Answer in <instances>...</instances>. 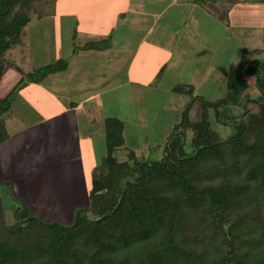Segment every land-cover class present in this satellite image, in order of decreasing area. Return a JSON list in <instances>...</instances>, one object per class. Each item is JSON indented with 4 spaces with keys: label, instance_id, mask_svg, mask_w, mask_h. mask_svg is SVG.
Masks as SVG:
<instances>
[{
    "label": "trees",
    "instance_id": "16d2710c",
    "mask_svg": "<svg viewBox=\"0 0 264 264\" xmlns=\"http://www.w3.org/2000/svg\"><path fill=\"white\" fill-rule=\"evenodd\" d=\"M39 2L0 0V79L6 53L20 43L31 15L41 14ZM106 44L86 42L73 53ZM66 68L60 58L20 73L0 97V141L20 89ZM224 86L223 95L208 100L192 84H174L189 102L158 158L128 150L118 159L124 122L106 116L102 165L92 171L87 204L69 223L46 222L15 198L8 222L0 197V264H264V61L229 65ZM196 101L200 115L191 120ZM210 111L229 134L212 128Z\"/></svg>",
    "mask_w": 264,
    "mask_h": 264
},
{
    "label": "crops",
    "instance_id": "0c3cea01",
    "mask_svg": "<svg viewBox=\"0 0 264 264\" xmlns=\"http://www.w3.org/2000/svg\"><path fill=\"white\" fill-rule=\"evenodd\" d=\"M57 1L59 0H55V3ZM60 2H62L60 12L57 15L50 14V17H60L62 20L49 26L52 35L56 37L49 39L53 45L49 58L37 56L39 44L36 42L37 37L32 36L36 24L48 14L36 18L35 23L32 21L33 18L29 21L23 29L20 43L14 50L21 46L24 34H28L31 41L29 46L34 50L33 53H29L31 57L36 56L43 60L51 58L49 63L60 58L66 59L67 68L64 71L48 74L43 79L50 80L52 84L62 82L65 74L75 64L78 65V72L75 71L77 74L79 72L85 74L87 68L83 63L89 64L91 60L96 64L99 62L98 64L107 67V70L99 72L100 77L96 79L94 86L79 84L80 86L67 87L69 95L76 92L75 94L81 97L77 98L80 99L78 101L70 96H60L57 90L59 95L53 89H42L39 84L43 80L40 83H29L20 90L6 114L7 136L0 141V157L11 152L13 133L26 128L35 129L37 139L40 137L38 130L41 128L43 135H47L49 140L56 143L63 161L71 156L74 140L77 146L75 154L77 159L98 154L104 157L106 153L104 130L102 137L79 134L78 115L85 114L82 98L88 99L93 105L101 96V89L117 80L111 77L124 72V84L135 83L147 91H153L159 90L163 78L167 76L174 79V83L180 81L192 84L196 93L206 82L223 84L227 68L245 58V55L242 56L245 51L257 55H261L258 51H264V45L258 44L261 38L257 37L260 33L255 30L261 27L264 31V0H152L153 8H150L149 0H60ZM171 6L181 7L177 14L172 15L177 26L160 23L164 13ZM58 26L62 28L61 38L57 34ZM253 33H256V39ZM101 39L107 42L104 49L79 48L73 53L74 47ZM247 40L251 41L248 46ZM231 49L237 53V58L233 61L229 60L228 55ZM217 56L223 70L216 68L213 63ZM86 58L88 60H85ZM179 69L182 70V75L188 74L187 78L181 77ZM159 70L162 72L157 79ZM14 72L17 75L8 74H12L16 82L20 73L16 70ZM5 74L7 73L4 72L2 78ZM144 74L148 75L147 78L143 77ZM70 76L72 74H68V77ZM173 86L172 84L169 88L171 92ZM39 93H42L43 97L40 106L31 104L28 98L31 100L33 95ZM177 122H173L169 129L171 130ZM79 128L84 130L82 129L84 125H79ZM75 131L77 136L74 134ZM94 139H102L103 151L90 147L92 143L94 145ZM120 148L124 150L125 155L127 148L125 146ZM162 149L156 152L155 158L161 155ZM93 169L90 170L91 175ZM90 185L91 180H86L88 192Z\"/></svg>",
    "mask_w": 264,
    "mask_h": 264
},
{
    "label": "rangeland",
    "instance_id": "374dc122",
    "mask_svg": "<svg viewBox=\"0 0 264 264\" xmlns=\"http://www.w3.org/2000/svg\"><path fill=\"white\" fill-rule=\"evenodd\" d=\"M151 2L152 0H149V6L153 8L154 4ZM61 5L62 2L60 0L56 3L54 0H41V2L36 3V6L41 11V16L43 14L49 15L43 17L36 24L35 31L32 30V36L37 37L36 42L39 44L36 50V53L39 54L37 56L49 58V55L52 54L51 47L53 45L49 39L56 37L52 35L49 26L54 25L58 21L61 22L62 19L60 17H50V14L56 13L55 15H57L60 12ZM179 9L181 7L171 6L164 13L163 20L160 23L164 22V25L171 24L177 26L176 19L172 15L177 14ZM40 15L33 13L31 15L32 21L35 23L37 21L36 18L40 17ZM223 16L226 17L225 14ZM62 27L64 28V26ZM58 28L57 34L61 38L63 34L62 28L61 26H58ZM255 30L259 31L260 34L257 37L256 33H253L255 34L254 39L256 37L257 39L261 38L258 44L264 45V42H262L264 41V31L261 27ZM28 36V34H24L21 46L15 50L13 49V51H8L5 55L4 72L7 74L0 81L1 96L5 95L15 83L13 75L8 73L16 74L14 70L18 73L31 72L37 67L48 64L52 60L51 58V60H43L36 58V56L31 57L29 53H33L34 50L29 46L31 41ZM246 42V46L251 43L248 40ZM244 53L242 56L245 55L246 60L259 58L264 61V51H258V54L261 55L249 51H245ZM228 55L231 61L237 58L236 51L232 49L229 50ZM85 60L88 59L86 58ZM42 62H44L43 65H40ZM98 63L96 64L92 60L89 64L87 62L83 63V66L87 68L85 69V74L80 72L78 74L75 73V71L78 72V65L75 64L65 74L64 80L58 83L59 85L57 83L52 84L47 79L43 80L39 86L44 90H49V88L53 89L54 92L57 90L62 97L70 96L75 99H81L78 94H75L76 92L73 93L75 97L69 95L66 89L69 86L73 87L79 84L94 86L96 79L100 77L99 72L107 70V67L104 68ZM213 63L216 68L223 70L220 67L218 56ZM191 70H193V67ZM178 72L182 78H187V73L182 75V70L180 69ZM68 74H72V76L68 77ZM147 76L146 74L143 75L144 78H147ZM111 78H116L117 80L101 89V96L96 99L93 105L88 99L82 98V103L85 107L83 113L85 114L78 115V133L86 134L87 136L100 135L102 137L104 118L106 116H116L125 124L124 146L127 148L125 155L123 154L124 150L118 148L115 152L117 158H125L128 150H134L138 158H155L156 152L163 147L164 137L166 138L170 132L169 128L171 124L179 121L181 111L189 102V96L171 92L169 88L176 82L174 83V79L172 80L171 77L168 78L167 76L163 78L159 90L153 91H147L135 83L131 85L124 84V72H119L116 77ZM248 80L251 82L252 78L249 77ZM28 85H25L23 88ZM224 91V83L206 82L196 93L205 99L212 100L223 95ZM249 93L251 95L256 93L253 86L250 87ZM59 94L57 93V95ZM41 99H43L42 93L33 95L32 101L28 98L31 104L38 106H40ZM80 99H77V101ZM199 115L200 105L196 101L190 108L189 117L191 120H196L199 118ZM210 120L212 128L221 137L229 134L230 129L227 126L216 123L212 111H210ZM81 124L84 125V128H82L84 130L79 128ZM38 131L40 135L38 139L36 138L35 129L26 128L13 133L11 137V152L9 155L5 154L0 157V197L6 210V219L8 222L12 221L10 209L17 205L15 200H13L15 198L23 202L32 214L46 222L60 221L69 223L72 220L74 210L87 204L89 192L86 180H91L90 170L102 165L103 156L100 157L98 152H96L98 154L96 156L77 159L75 156L77 146L74 140L71 147V156L68 157V160L63 161L61 160L56 143L49 140L47 135H43L41 128ZM74 134L77 136V131ZM92 144L90 147L93 150L103 151L102 139H94V145Z\"/></svg>",
    "mask_w": 264,
    "mask_h": 264
}]
</instances>
